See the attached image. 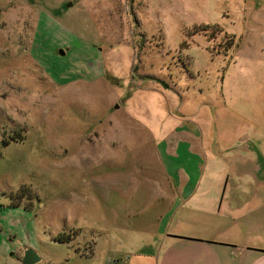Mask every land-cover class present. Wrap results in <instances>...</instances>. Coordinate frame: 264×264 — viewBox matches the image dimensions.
<instances>
[{
    "label": "rangeland",
    "instance_id": "rangeland-1",
    "mask_svg": "<svg viewBox=\"0 0 264 264\" xmlns=\"http://www.w3.org/2000/svg\"><path fill=\"white\" fill-rule=\"evenodd\" d=\"M263 96L264 0H0V264H115L172 189L157 129L208 127L224 189Z\"/></svg>",
    "mask_w": 264,
    "mask_h": 264
},
{
    "label": "crops",
    "instance_id": "crops-1",
    "mask_svg": "<svg viewBox=\"0 0 264 264\" xmlns=\"http://www.w3.org/2000/svg\"><path fill=\"white\" fill-rule=\"evenodd\" d=\"M151 80L159 84L158 89L164 88ZM164 90L173 93L164 92L166 96L176 97L175 88ZM257 103L253 98L255 109L248 112L254 118L246 109L243 112L249 116L234 112L246 124L232 131L233 140L222 147L230 173L224 189L215 172L219 161L208 127L157 129L155 138L164 146L162 164L172 189L159 191L160 200L153 199L155 238L144 243L131 240L115 264H264V109ZM184 117L174 119L185 122ZM218 127L220 133L226 131Z\"/></svg>",
    "mask_w": 264,
    "mask_h": 264
},
{
    "label": "trees",
    "instance_id": "trees-1",
    "mask_svg": "<svg viewBox=\"0 0 264 264\" xmlns=\"http://www.w3.org/2000/svg\"><path fill=\"white\" fill-rule=\"evenodd\" d=\"M147 78L153 79V78H150V77H147ZM153 80L158 81L165 88L169 89V85L165 81L159 80V79H153ZM24 140H25V136H19V137L15 138V139L12 138V141H14V142L24 141ZM8 145H9V143H4V147H6ZM78 232L80 233L81 231L80 230H78V231L77 230H71L69 234L67 233V231H64V232L59 233V235L54 236L53 239L55 241H57V242L70 243L71 244L72 239H74L75 237H78L79 236L78 235Z\"/></svg>",
    "mask_w": 264,
    "mask_h": 264
},
{
    "label": "water",
    "instance_id": "water-1",
    "mask_svg": "<svg viewBox=\"0 0 264 264\" xmlns=\"http://www.w3.org/2000/svg\"><path fill=\"white\" fill-rule=\"evenodd\" d=\"M41 261L42 258L40 257L39 253L33 248L25 249L21 260L22 264H39Z\"/></svg>",
    "mask_w": 264,
    "mask_h": 264
}]
</instances>
